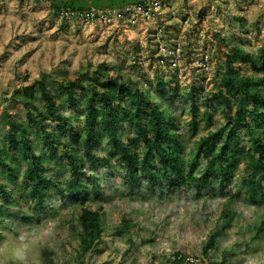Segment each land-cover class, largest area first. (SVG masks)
Returning a JSON list of instances; mask_svg holds the SVG:
<instances>
[{"label":"rangeland","instance_id":"obj_1","mask_svg":"<svg viewBox=\"0 0 264 264\" xmlns=\"http://www.w3.org/2000/svg\"><path fill=\"white\" fill-rule=\"evenodd\" d=\"M64 7H83L96 18L65 13ZM234 48L253 58L264 48V0H0V150L17 162L22 178L27 164L20 154L10 155L7 122L11 118L27 127L24 105L31 101L17 90L38 79L46 81L67 123L82 131L84 99L80 93L73 102L66 100L62 86L77 78L86 82V73L105 64L112 75L125 74L153 104L170 112L188 163L198 141L216 131L217 142L229 134L232 114L217 96L223 91L220 74H227L225 56ZM236 68L241 76H260L247 62ZM228 101L234 112L236 100ZM34 104L42 105L38 92ZM46 125L51 134L57 130L54 119ZM262 131L257 133L264 138ZM56 132L54 157L39 137L29 139L41 165L56 169L48 178L61 180L65 191L69 167L63 154L76 149L78 161L82 148ZM234 133L235 145L250 160L236 163L221 192L215 181L200 190L184 185L167 190L143 179L136 187L124 178L118 153L101 139L91 151L103 158L114 155L108 163L94 166L88 158L79 163L99 186L95 195L83 182L86 207L103 215L102 252L79 258V203L52 191L42 209L32 210L17 194L11 216L0 218V264H43L44 251L52 264H174L176 254L197 264H264V178L258 175L259 197L252 203L243 186L244 173L252 172L256 161L252 138L244 129ZM134 135L132 124L121 126V139ZM204 166V157L197 158L195 170ZM2 173L0 168V179ZM122 220L132 227L123 230ZM215 232L214 247L205 254Z\"/></svg>","mask_w":264,"mask_h":264},{"label":"trees","instance_id":"obj_2","mask_svg":"<svg viewBox=\"0 0 264 264\" xmlns=\"http://www.w3.org/2000/svg\"><path fill=\"white\" fill-rule=\"evenodd\" d=\"M63 10L65 13L71 12L87 19L96 18L83 7H64ZM239 62H247L260 76L256 78L239 75L236 68ZM224 66L229 75L220 74L223 91L217 97L225 99L227 109L232 114V117H228L229 134L221 140L219 136L217 142L219 132L216 131L198 141L195 157L188 163L183 161L181 139L173 132L174 119L170 112L153 104L147 92L136 84L132 85L131 81L125 79V74L112 75L110 68L105 64L98 65L96 69L86 73V82L77 78L62 86L66 100L73 102L80 93L81 99H84L81 111L82 131L67 123V117L61 115L57 101L48 91L45 80L38 79L20 87L17 92L31 101L24 105L27 111V127L9 118L6 138L10 155L20 154L27 168L21 178L17 162L9 159L10 156L0 150V168L5 172L2 173L4 179L2 177V180L0 179V218L4 215L11 216L10 210L16 206L18 198L28 202L32 210L42 209L46 196L56 191L61 196L64 195L79 203L81 207L77 220L79 258L87 252L100 253L104 244L103 215L99 209L86 207L83 182L91 184L90 190L95 195L99 194V186L97 179L86 175L82 163L79 162L88 158L91 164L98 166L108 163L110 157L114 155L99 157L91 151V147L101 139H107L112 149L118 153L117 158L124 167V178L136 187H139V180L143 179L152 186L161 185L167 190L181 188L183 185L194 186L200 190L215 181L221 192L229 184L236 163L241 160L248 164L250 160L249 153L235 145L234 131L241 129L246 130L248 136L252 138L251 148L256 157L253 171L245 172L243 180L248 199L255 203L259 197L258 175L264 178V138L257 133L264 131V48L257 51L255 58L239 48H234L232 53L225 56ZM158 80L163 83L161 78ZM194 90L191 89V94ZM36 92L42 99L40 106L34 104ZM83 96L86 97L82 98ZM226 99L236 100L234 112L230 101ZM49 119H54L57 124L55 128L57 130L54 129L53 134L47 129L46 122ZM123 124L134 126L133 137L120 138V128ZM56 131L74 143H80L82 148V157L78 161L74 154L78 152L76 149H73L74 153L63 154L65 165L69 167V182L66 181L65 191L61 180L48 178V174L56 169L54 166L41 165V160L33 148L34 143L29 139L30 135L39 137L38 142L47 146L49 156L54 157L56 147L52 135ZM199 157H204L205 166L197 171L195 161ZM20 179L24 182V189H19ZM5 180L13 186L7 188ZM17 194L19 195L17 199L12 196ZM14 198L16 201L12 204ZM121 227L127 231L132 227V222L122 220ZM217 235L218 232H215L206 242L205 254L214 247L213 240ZM179 255H175L174 264H180L177 260ZM43 256V264H52L46 251L43 252Z\"/></svg>","mask_w":264,"mask_h":264},{"label":"built area","instance_id":"obj_3","mask_svg":"<svg viewBox=\"0 0 264 264\" xmlns=\"http://www.w3.org/2000/svg\"><path fill=\"white\" fill-rule=\"evenodd\" d=\"M177 260H179L180 264H197V259L185 255H179Z\"/></svg>","mask_w":264,"mask_h":264}]
</instances>
